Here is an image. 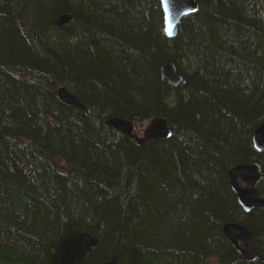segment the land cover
Returning <instances> with one entry per match:
<instances>
[{
  "label": "trees",
  "instance_id": "trees-1",
  "mask_svg": "<svg viewBox=\"0 0 264 264\" xmlns=\"http://www.w3.org/2000/svg\"><path fill=\"white\" fill-rule=\"evenodd\" d=\"M194 2L167 39L158 0H0V264H264L222 234L242 224L264 256V210L228 177L256 164L264 199V0ZM114 118L169 137L138 144Z\"/></svg>",
  "mask_w": 264,
  "mask_h": 264
},
{
  "label": "water",
  "instance_id": "water-1",
  "mask_svg": "<svg viewBox=\"0 0 264 264\" xmlns=\"http://www.w3.org/2000/svg\"><path fill=\"white\" fill-rule=\"evenodd\" d=\"M158 2L163 14L162 30L167 39L175 38L182 20L197 11L194 0H158ZM69 21L70 16L64 14L54 21L53 26L60 28ZM160 75L162 80L171 88H177L184 82L183 76L173 61H168L161 67ZM58 99L65 106L85 110L84 106L64 88L58 90ZM108 124L116 132L136 141L138 144L146 140L167 139L170 133L167 122L163 118H155L150 121L144 138H139L134 134V127L130 121L114 118L108 121ZM252 145L255 151H264V121L253 132ZM261 176L258 167L253 163L237 165L228 173L231 189L244 213H249L255 209L264 210V199L256 189V184ZM222 234L247 262H253L255 259L264 262L263 254L254 244L252 234L245 226L240 223L225 224L222 228ZM77 241L85 249L95 248L97 245V241L86 234H81ZM102 264H114V262Z\"/></svg>",
  "mask_w": 264,
  "mask_h": 264
},
{
  "label": "rangeland",
  "instance_id": "rangeland-1",
  "mask_svg": "<svg viewBox=\"0 0 264 264\" xmlns=\"http://www.w3.org/2000/svg\"><path fill=\"white\" fill-rule=\"evenodd\" d=\"M263 7H264V3H263ZM149 125H150V121H145L143 123L136 124L134 127V134L139 138H144L146 136V131Z\"/></svg>",
  "mask_w": 264,
  "mask_h": 264
},
{
  "label": "bare ground",
  "instance_id": "bare-ground-1",
  "mask_svg": "<svg viewBox=\"0 0 264 264\" xmlns=\"http://www.w3.org/2000/svg\"><path fill=\"white\" fill-rule=\"evenodd\" d=\"M255 260H258V259H255ZM259 261V260H258ZM111 262H113V261H111ZM260 262V261H259ZM105 263H107V262H105Z\"/></svg>",
  "mask_w": 264,
  "mask_h": 264
}]
</instances>
